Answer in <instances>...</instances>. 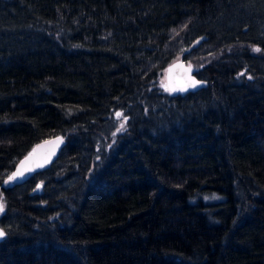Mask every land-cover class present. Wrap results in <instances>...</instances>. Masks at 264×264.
Instances as JSON below:
<instances>
[{
    "label": "trees",
    "instance_id": "obj_1",
    "mask_svg": "<svg viewBox=\"0 0 264 264\" xmlns=\"http://www.w3.org/2000/svg\"><path fill=\"white\" fill-rule=\"evenodd\" d=\"M0 203V264H264V0H0Z\"/></svg>",
    "mask_w": 264,
    "mask_h": 264
},
{
    "label": "water",
    "instance_id": "obj_2",
    "mask_svg": "<svg viewBox=\"0 0 264 264\" xmlns=\"http://www.w3.org/2000/svg\"><path fill=\"white\" fill-rule=\"evenodd\" d=\"M201 41H205V39L203 38ZM164 78L168 92L174 97L197 93L206 87V83L196 78L195 71L184 60H177L170 64L165 70ZM64 145L65 141L60 136L37 145L17 164L13 174L19 172L20 175L11 180V183L23 185L31 177L49 167L57 159ZM39 192L40 187L35 193ZM4 240L5 235L0 237V244Z\"/></svg>",
    "mask_w": 264,
    "mask_h": 264
},
{
    "label": "snow or ice",
    "instance_id": "obj_3",
    "mask_svg": "<svg viewBox=\"0 0 264 264\" xmlns=\"http://www.w3.org/2000/svg\"><path fill=\"white\" fill-rule=\"evenodd\" d=\"M257 51H258V49H257ZM121 115H122V113H119V112L116 113V116H117V117H120ZM123 127H124V125L121 124L120 129H118L117 131H120L121 129H123ZM17 175H20V173H19V172L14 173L12 176H10V177L8 178V180H9V181H10V180H13ZM6 182H7V181H6ZM3 211H4V205H3V203H0V212H3ZM4 235H5L4 231H3V230H0V237H3Z\"/></svg>",
    "mask_w": 264,
    "mask_h": 264
},
{
    "label": "rangeland",
    "instance_id": "obj_4",
    "mask_svg": "<svg viewBox=\"0 0 264 264\" xmlns=\"http://www.w3.org/2000/svg\"><path fill=\"white\" fill-rule=\"evenodd\" d=\"M188 65V64H187ZM190 66V65H189ZM192 67V66H191Z\"/></svg>",
    "mask_w": 264,
    "mask_h": 264
}]
</instances>
